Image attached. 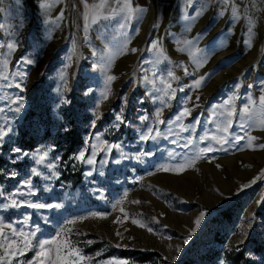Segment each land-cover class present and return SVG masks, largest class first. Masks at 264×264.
Masks as SVG:
<instances>
[{"label":"rangeland","instance_id":"1","mask_svg":"<svg viewBox=\"0 0 264 264\" xmlns=\"http://www.w3.org/2000/svg\"><path fill=\"white\" fill-rule=\"evenodd\" d=\"M47 2L0 0V228L30 234L34 246L0 264H28L58 236L82 264H232L240 251L241 264H264V0H132L143 11L94 24L101 0ZM117 7L107 0L103 12ZM249 97L252 120L238 114ZM229 107L237 115L224 133ZM197 155L182 172L159 170Z\"/></svg>","mask_w":264,"mask_h":264},{"label":"snow or ice","instance_id":"2","mask_svg":"<svg viewBox=\"0 0 264 264\" xmlns=\"http://www.w3.org/2000/svg\"><path fill=\"white\" fill-rule=\"evenodd\" d=\"M16 3H19V0H16ZM189 3H191V0H189ZM107 6V0H101L100 3L93 5V13L91 15V22L97 23L99 20L101 19H109L111 18L112 15L116 14L117 12L119 13H126L127 16L129 18H132L133 13H139L141 11H143V9L139 8V7H134L132 4V0H118V7L113 9L111 13H109L108 15H105L103 12V9H105V7ZM41 9L47 10L48 8L51 7V4L47 2V0H41V4H40ZM233 13H234V18H238V16L235 15V6H233ZM62 18V13L61 16L58 17ZM85 20H88V16H85ZM252 21L249 20V24L250 27L248 28V32L251 35L253 32V28H252ZM90 25L89 24H85V29H87ZM3 25H0V28H2ZM185 44H190L191 41L185 40L184 41ZM248 44L249 47H251V40L246 42ZM7 47L9 50H15L16 48V44L14 42H9L7 44ZM153 48L161 55L163 56V49L160 46L159 41H153ZM124 50H127V45H124ZM131 51H136V49H131ZM95 54V53H94ZM27 64H32L34 61L32 59H27L24 61ZM7 62L5 61V64ZM197 66H202L201 62H197ZM186 74H187V70ZM168 75L170 77H173V79H176V77L173 76V73L169 72ZM116 77L109 75L107 77V81L110 83L111 81L115 80ZM204 80V77H201L200 79L195 81V86L198 88L201 86L202 81ZM17 87H19V85H16ZM166 89H171V85L170 84H166L165 85ZM237 87H239V85H237ZM110 89L106 90L104 93V99L108 98V93H109ZM174 91V90H173ZM164 96H167L169 99H171L172 97L169 95V92L166 90L163 93ZM22 99V98H21ZM197 99H199V97H197ZM225 105H231L233 103L232 99L226 100ZM256 104L257 101H254L251 97L248 98V103L244 104L242 107L239 108L238 110V114L240 117L242 118H247L248 120H252L253 115L255 114L256 109ZM258 104H259V111L262 115H264V90H262V94L259 96L258 98ZM167 106V105H165ZM16 111L19 112L20 111V107L16 108ZM227 113V123L226 125L221 129L222 132L227 133L229 127H231L232 125V118L235 117L237 115V109L235 107H229L226 110ZM189 114V109L185 108L182 115H188ZM161 115V112H157V119L159 123H164V121L159 120V117ZM221 115H223V113H221ZM117 120H120L121 117L118 115L116 117ZM145 119V117H141V120ZM262 124H264V119H262L260 121ZM152 132V129H149V133ZM159 134V133H157ZM4 135V133L2 131H0V138H2ZM150 136L149 135H143L141 137V139L147 140L149 139ZM155 138V137H152ZM212 140L216 141L217 143L223 145L225 143H228L229 141L226 140V138L224 136H215L213 135L211 137ZM235 140L239 141L241 139H243V137L240 136H236L234 137ZM250 141L256 139L255 137H249L248 138ZM189 144L192 143L191 140L188 141ZM111 147V146H108ZM261 148H264V144L260 145ZM213 149L211 147L208 148H203L200 149V153L203 154L205 152H210ZM17 151H19L17 149ZM46 155V154H45ZM201 155H197L195 158L187 161L184 164H180L178 165L175 169H170L168 167H162L161 169H159L160 171H170V170H174V171H178V172H182L184 171L187 167H192L196 160L200 159ZM45 159V156H41L38 163H43ZM78 159L83 160L84 159V153H81L80 156L78 157ZM87 163L92 164L93 160L91 158H89L87 161ZM49 167H52V165H49ZM262 172H264V170H262ZM254 182V181H253ZM249 185H244L243 187H248ZM16 201L13 200L12 204L16 205ZM134 203H136V201H134ZM30 207H44V205H29ZM47 207H54L53 205H47ZM55 207H59V205H56ZM123 211V210H122ZM92 217H99L101 219H103L104 217L101 216L98 213H93L91 214ZM204 216V213L200 214V217H198L194 223L195 225L198 227L202 218ZM127 218V216L125 217ZM79 220H84L86 219V217H79ZM119 222V218L117 219V221H114V223ZM69 224H74L75 221H68ZM132 223L137 224L138 221L133 219ZM140 227H144L143 224H139ZM4 228H8L12 231V237H9L4 231L3 228H0V250L3 251V254L0 255V261H5L6 259L11 262L12 258L17 257V256H22L24 254L25 251L27 250H31L34 248L33 243H32V239H31V235L24 233V232H17L16 230L12 229L11 225H4ZM149 231H151V229H148ZM192 231H195V228L192 229ZM62 235V234H61ZM117 235H121L119 232H117ZM16 237H19L20 239L17 240ZM188 241L185 240V243H187ZM117 247H120V245H116ZM36 250V255L35 257H33L32 261H29L28 264H82L83 261H85V257L82 256L80 254L79 249L73 247L71 245V241L66 239V238H61V236H58L56 239L51 240V241H40L38 246H36L35 248ZM177 251H179V248H177ZM108 264H128L127 261L124 260H120V261H110L108 262Z\"/></svg>","mask_w":264,"mask_h":264},{"label":"trees","instance_id":"3","mask_svg":"<svg viewBox=\"0 0 264 264\" xmlns=\"http://www.w3.org/2000/svg\"><path fill=\"white\" fill-rule=\"evenodd\" d=\"M80 141H81V139H80V137H78V139L75 142V144L76 143L77 144L80 143ZM151 255L152 254L144 253V254L141 255V258H139V261H141V262L148 261L150 259ZM243 257H244L243 252L240 251V252L236 253L233 258H231L232 261L230 263H232V264H241Z\"/></svg>","mask_w":264,"mask_h":264}]
</instances>
